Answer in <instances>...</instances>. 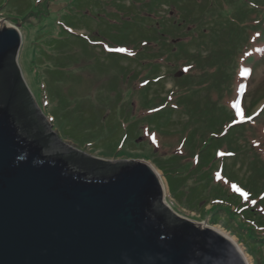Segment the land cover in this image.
<instances>
[{"label": "rangeland", "instance_id": "374dc122", "mask_svg": "<svg viewBox=\"0 0 264 264\" xmlns=\"http://www.w3.org/2000/svg\"><path fill=\"white\" fill-rule=\"evenodd\" d=\"M38 1L0 0V21L22 32L19 66L51 131L92 157L149 164L174 212L264 264V0ZM226 112L245 121L216 140Z\"/></svg>", "mask_w": 264, "mask_h": 264}, {"label": "water", "instance_id": "95a60500", "mask_svg": "<svg viewBox=\"0 0 264 264\" xmlns=\"http://www.w3.org/2000/svg\"><path fill=\"white\" fill-rule=\"evenodd\" d=\"M22 43L0 21V264H247L165 203L149 164L62 143L23 76Z\"/></svg>", "mask_w": 264, "mask_h": 264}, {"label": "trees", "instance_id": "16d2710c", "mask_svg": "<svg viewBox=\"0 0 264 264\" xmlns=\"http://www.w3.org/2000/svg\"><path fill=\"white\" fill-rule=\"evenodd\" d=\"M38 3H40V0L38 1ZM249 8L250 9H258L259 7H258V5L257 4H255V2H251L250 3V5H249ZM156 14H157V12H152V14L151 15H149L148 16V21H153L154 19H156ZM153 18V19H152ZM150 24H151V22H150ZM180 26V25H179ZM179 26H177L178 28H179ZM153 28V27H152ZM159 33V32H158ZM160 34V33H159ZM71 35H73V36H76V35H74V34H72V33H69V36H71ZM162 37H166L165 35H162V34H160ZM78 38H81L83 41H85V44L86 45H91L89 42V40H88V38L87 37H85V36H83V37H81V36H77ZM178 39V38H177ZM142 43H144V45H145V47L147 48V49H150V47H152V45L153 44H157L156 42H154V40H151V39H149V40H143L142 41ZM181 44V43H180ZM151 50V49H150ZM44 55V54H43ZM117 55H119L118 53H117ZM45 58V57H44ZM198 59V58H197ZM45 60V59H44ZM199 60V59H198ZM200 61V60H199ZM219 66V69H220V65H218ZM219 69H216V72H214L212 75H215L216 76V74L219 72ZM230 69V68H229ZM231 91H232V89H231ZM234 96H236L237 95V91L236 90H234ZM261 97H264V93L258 98V100L261 98ZM229 105L232 107V105L229 103ZM227 114H229V118H230V116H231V120L229 121L228 119H225V121L226 122H228L227 124H228V126H227V128H229V126H230V124L232 123V121L233 120H236V119H233V114L231 113V112H226ZM233 119V120H232ZM240 126H243V125H236L235 127H231L230 129H229V132L226 134V132H227V129H226V131H225V133H223L222 135H220V136H217V137H215V139L216 140H218V139H220V138H222V139H224V138H226L228 135H229V133H230V131L232 130V129H236V128H238V127H240ZM228 138V137H227ZM221 139V140H222ZM204 153H206L205 151L202 153V155L204 154ZM203 157V156H202ZM201 158V157H200ZM200 158H198V163L200 164ZM209 158V157H208ZM207 158V160L206 161H209V159ZM209 163H211V161L210 162H208V164ZM156 166H157V164H156ZM157 168L160 170V171H162V173L164 174V176H165V179H166V182H167V186H168V189H169V193H170V195H171V197L175 200V202H177L179 205H183V208L185 209V210H187L189 213H193V212H196V210H193V209H191V208H189L188 206H186V205H184V204H181L175 197H174V193H173V187H172V183L170 182V180L171 179H174V178H177V177H180V175L178 174V173H176V174H174V173H171V172H167L166 171V169L165 168H160V167H158L157 166ZM165 171V172H164ZM236 188V187H235ZM184 196V195H183ZM202 197V196H201ZM201 197H200V199H201ZM245 197H247L246 195H245ZM184 198H186L185 199V201L186 202H188L189 204H191V205H194L195 204V202H197V204L199 203V199L197 200V201H195L196 200V197L192 200V201H189L188 200V196L187 197H185L184 196ZM262 202H264V199H260ZM258 216V215H257ZM256 216V217H257ZM255 217V218H256ZM257 218H260L259 219V221L260 222H263L264 221V219H261V217H257ZM204 219H206V217L204 218ZM203 219V220H204ZM226 221H225V218L224 217H220L219 215H215V216H213V215H211V217H210V219H209V224H213V225H220V224H223V223H225ZM253 222V221H252ZM257 223H259L258 221H256ZM259 224H261V223H259ZM262 227L261 228H264V224H262L261 225ZM252 238H254V236L252 237ZM251 238V239H252ZM255 238L256 239H259L260 241L261 240H263L264 238H260V237H256L255 236ZM253 240V239H252Z\"/></svg>", "mask_w": 264, "mask_h": 264}, {"label": "bare ground", "instance_id": "6f19581e", "mask_svg": "<svg viewBox=\"0 0 264 264\" xmlns=\"http://www.w3.org/2000/svg\"><path fill=\"white\" fill-rule=\"evenodd\" d=\"M19 32L22 34V32L19 30ZM22 39H23V36H22ZM29 55V54H28ZM27 55V56H28ZM26 56V57H27ZM28 64V63H27ZM156 172L158 171V170H155ZM158 173V172H157ZM160 181H161V184H162V186H163V188L164 189H166V186H165V182H164V180L162 179V177H160ZM219 233H221V231H219L218 229H216ZM223 235H224V233H222ZM243 256H244V254H243ZM244 259L246 260V262H247V264H250L249 262H248V260H247V258L244 256Z\"/></svg>", "mask_w": 264, "mask_h": 264}, {"label": "snow or ice", "instance_id": "6c2138e0", "mask_svg": "<svg viewBox=\"0 0 264 264\" xmlns=\"http://www.w3.org/2000/svg\"><path fill=\"white\" fill-rule=\"evenodd\" d=\"M119 51H125L124 49H119ZM235 188V186H233ZM236 191H240L239 188H235ZM242 195H246V193H242Z\"/></svg>", "mask_w": 264, "mask_h": 264}, {"label": "clouds", "instance_id": "9594fccd", "mask_svg": "<svg viewBox=\"0 0 264 264\" xmlns=\"http://www.w3.org/2000/svg\"><path fill=\"white\" fill-rule=\"evenodd\" d=\"M45 116V115H44ZM49 121V120H48Z\"/></svg>", "mask_w": 264, "mask_h": 264}]
</instances>
